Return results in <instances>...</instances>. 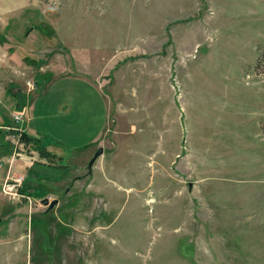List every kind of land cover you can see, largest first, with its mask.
<instances>
[{
    "label": "rangeland",
    "instance_id": "obj_1",
    "mask_svg": "<svg viewBox=\"0 0 264 264\" xmlns=\"http://www.w3.org/2000/svg\"><path fill=\"white\" fill-rule=\"evenodd\" d=\"M0 264H264V0H0Z\"/></svg>",
    "mask_w": 264,
    "mask_h": 264
},
{
    "label": "water",
    "instance_id": "obj_2",
    "mask_svg": "<svg viewBox=\"0 0 264 264\" xmlns=\"http://www.w3.org/2000/svg\"><path fill=\"white\" fill-rule=\"evenodd\" d=\"M103 151H104L103 147H100V148L96 151L95 155L93 156V158L90 160V162H89V164H88V167H89V168H91V167L93 166V164H94L95 161L98 159V157L103 153ZM42 203H44V204H48V199H47V198H46V199H43V200H42ZM55 203H56V200L52 201V202L50 203L49 207L52 208V207L55 205Z\"/></svg>",
    "mask_w": 264,
    "mask_h": 264
},
{
    "label": "built area",
    "instance_id": "obj_3",
    "mask_svg": "<svg viewBox=\"0 0 264 264\" xmlns=\"http://www.w3.org/2000/svg\"><path fill=\"white\" fill-rule=\"evenodd\" d=\"M15 118H16V120H17L18 122H20L22 119L24 120V117L21 116V115H15ZM21 129H22V127H21ZM22 130L24 131V129H22ZM23 131H22V132H23ZM22 180H23L22 177H20V178H18V179H15V182H12V179H10L9 183L15 185L16 187H19V185H21V183H22ZM10 184H7L8 187H10Z\"/></svg>",
    "mask_w": 264,
    "mask_h": 264
},
{
    "label": "trees",
    "instance_id": "obj_4",
    "mask_svg": "<svg viewBox=\"0 0 264 264\" xmlns=\"http://www.w3.org/2000/svg\"><path fill=\"white\" fill-rule=\"evenodd\" d=\"M25 134V136L28 138V139H31L33 140L31 137H29V135L27 134L26 131L23 132ZM44 149H42L45 153L44 156H48V157H56L54 154H52L50 151H48L45 147H43Z\"/></svg>",
    "mask_w": 264,
    "mask_h": 264
},
{
    "label": "crops",
    "instance_id": "obj_5",
    "mask_svg": "<svg viewBox=\"0 0 264 264\" xmlns=\"http://www.w3.org/2000/svg\"><path fill=\"white\" fill-rule=\"evenodd\" d=\"M26 132H27V127H26Z\"/></svg>",
    "mask_w": 264,
    "mask_h": 264
}]
</instances>
